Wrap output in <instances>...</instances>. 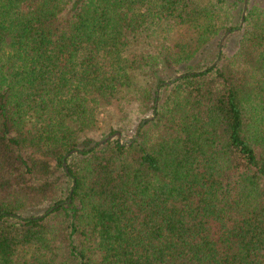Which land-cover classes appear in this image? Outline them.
Here are the masks:
<instances>
[{
  "label": "trees",
  "instance_id": "trees-1",
  "mask_svg": "<svg viewBox=\"0 0 264 264\" xmlns=\"http://www.w3.org/2000/svg\"><path fill=\"white\" fill-rule=\"evenodd\" d=\"M0 264H264V0H0Z\"/></svg>",
  "mask_w": 264,
  "mask_h": 264
},
{
  "label": "water",
  "instance_id": "water-1",
  "mask_svg": "<svg viewBox=\"0 0 264 264\" xmlns=\"http://www.w3.org/2000/svg\"><path fill=\"white\" fill-rule=\"evenodd\" d=\"M245 4H246V1H245ZM245 7H246V6H244L243 15H244ZM221 40H223V38H222ZM177 78H180V75H178V76L172 78L171 81H174V80L177 79ZM168 84H170V82H168ZM115 137H117V138L120 139V138H121V135H120L119 133H115V134H113V135H111V136H108L107 138H105V139L99 141L98 144L101 145V144L105 143L107 140L113 139V138H115Z\"/></svg>",
  "mask_w": 264,
  "mask_h": 264
},
{
  "label": "rangeland",
  "instance_id": "rangeland-1",
  "mask_svg": "<svg viewBox=\"0 0 264 264\" xmlns=\"http://www.w3.org/2000/svg\"><path fill=\"white\" fill-rule=\"evenodd\" d=\"M120 134V133H119ZM122 138V137H121ZM125 140L127 139V138H124Z\"/></svg>",
  "mask_w": 264,
  "mask_h": 264
}]
</instances>
